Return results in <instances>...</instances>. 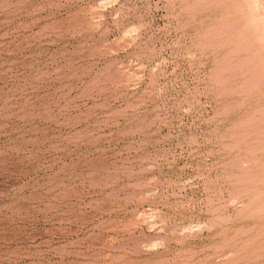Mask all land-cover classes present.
I'll use <instances>...</instances> for the list:
<instances>
[{
	"label": "rangeland",
	"instance_id": "374dc122",
	"mask_svg": "<svg viewBox=\"0 0 264 264\" xmlns=\"http://www.w3.org/2000/svg\"><path fill=\"white\" fill-rule=\"evenodd\" d=\"M0 264H264V0H0Z\"/></svg>",
	"mask_w": 264,
	"mask_h": 264
},
{
	"label": "bare ground",
	"instance_id": "6f19581e",
	"mask_svg": "<svg viewBox=\"0 0 264 264\" xmlns=\"http://www.w3.org/2000/svg\"><path fill=\"white\" fill-rule=\"evenodd\" d=\"M256 5V4H255ZM251 6V5H250ZM250 10V9H249ZM259 18V17H258ZM253 20V19H252ZM254 21V20H253ZM254 23V22H253ZM252 26V25H251ZM253 27V26H252ZM263 31V30H262Z\"/></svg>",
	"mask_w": 264,
	"mask_h": 264
}]
</instances>
